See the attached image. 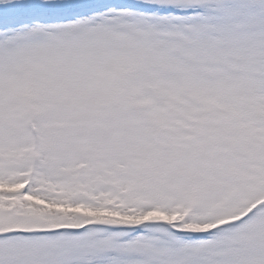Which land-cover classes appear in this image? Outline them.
I'll use <instances>...</instances> for the list:
<instances>
[{
  "label": "snow or ice",
  "instance_id": "1",
  "mask_svg": "<svg viewBox=\"0 0 264 264\" xmlns=\"http://www.w3.org/2000/svg\"><path fill=\"white\" fill-rule=\"evenodd\" d=\"M0 264H264V0H0Z\"/></svg>",
  "mask_w": 264,
  "mask_h": 264
}]
</instances>
